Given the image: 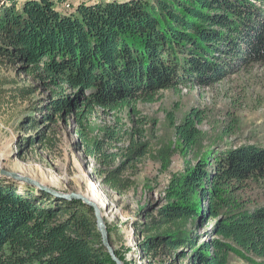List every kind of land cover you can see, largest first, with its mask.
Instances as JSON below:
<instances>
[{
	"label": "trees",
	"instance_id": "1",
	"mask_svg": "<svg viewBox=\"0 0 264 264\" xmlns=\"http://www.w3.org/2000/svg\"><path fill=\"white\" fill-rule=\"evenodd\" d=\"M17 63L58 88L47 105L53 113L81 121L95 106H129L137 113V103L156 101L162 89L207 84L264 63V0H110L83 3L69 15L53 0H8L0 4V66ZM63 84L80 93L72 99ZM5 86L0 73V105L5 95L26 99L34 92L26 84L8 92ZM169 119L191 151L203 112L193 109L180 123L171 113ZM120 135L109 129L103 138H86V147L102 166L96 171L103 182L123 193L133 184L121 177L124 164L142 160L150 144L132 127L122 154L106 150ZM118 156L127 161L113 168ZM213 158L212 168L207 158L190 163L166 203L140 209L143 220L133 225L145 264H232V255L264 264V192L252 195L264 189V145L231 147ZM210 221L202 240L198 231ZM108 230L120 260L136 264V249L127 246L121 227ZM167 253L174 255L166 259ZM0 264L117 263L102 244L90 206L46 191L19 194L0 183Z\"/></svg>",
	"mask_w": 264,
	"mask_h": 264
},
{
	"label": "rangeland",
	"instance_id": "2",
	"mask_svg": "<svg viewBox=\"0 0 264 264\" xmlns=\"http://www.w3.org/2000/svg\"><path fill=\"white\" fill-rule=\"evenodd\" d=\"M7 1L0 0V4ZM53 1L61 13L69 15L83 3L110 0ZM20 64L0 66L7 92L23 84L34 91L26 99L18 95L16 98L4 96L5 103L0 105V164L62 192H78L88 197L91 196L90 184H97L104 197L100 207L107 228L121 227L127 246L136 249V264H145L139 257L133 225L134 221L143 220L139 216L142 207L150 208L152 204L159 207L166 203L190 163L194 165L207 158L212 168L213 157L221 151L246 144L264 145V63L238 67L235 72L226 73L224 79L207 84L194 82L177 89H162L156 101L137 103V113L129 106L121 110L95 106L83 121L75 114L53 113L47 105L58 88L41 76L28 75ZM62 87L72 99L80 93L67 84ZM193 109L203 112L204 120L199 125L198 143L188 152L177 139L169 113L174 115L176 123H180ZM141 118L143 122H140ZM132 127L142 129L144 136L140 140L149 142V152L140 161L124 164L128 169L121 177L130 179L133 184L119 193L97 174V167L102 166L88 154L86 138H103L109 129H118L121 141L108 140L106 150L122 154L121 149L130 139ZM123 161L127 160L118 156L112 167L119 168ZM0 183L14 187L19 194L37 195L39 191H46L5 176H0ZM263 190L262 187L254 188L252 195L263 197ZM202 206L205 208V201ZM214 223L210 221L200 227L198 232L202 238ZM205 238L207 236L202 240ZM173 255L167 253L164 258ZM231 259L232 264H248L237 255H232ZM186 263L187 259L180 260V264Z\"/></svg>",
	"mask_w": 264,
	"mask_h": 264
},
{
	"label": "water",
	"instance_id": "3",
	"mask_svg": "<svg viewBox=\"0 0 264 264\" xmlns=\"http://www.w3.org/2000/svg\"><path fill=\"white\" fill-rule=\"evenodd\" d=\"M0 176H5L8 178H11L15 181H18L19 183H22V184L37 186V187H39L43 190H46V191H48V192H50L56 196L66 198L68 200H81L83 203L90 206L94 210L97 227H98V230H99L101 237H102V244L107 249V251L109 252L111 257L116 261L117 264H124V262H122L120 260V258L116 255L115 247L113 246V244L111 242L110 233H109V230H108L107 225L105 223V220L103 218L102 208L99 206V204H97L96 202H94L93 200L88 198L86 195H83L81 193H78V192H62V191H58L54 188L48 187L42 181H39L30 175H27V174H24L21 172H17V171L9 170L7 168H4L1 164H0Z\"/></svg>",
	"mask_w": 264,
	"mask_h": 264
},
{
	"label": "bare ground",
	"instance_id": "4",
	"mask_svg": "<svg viewBox=\"0 0 264 264\" xmlns=\"http://www.w3.org/2000/svg\"><path fill=\"white\" fill-rule=\"evenodd\" d=\"M90 195L88 196V198H90L91 200H93L94 202H96L97 204L100 205V203H102V191L99 189V186L95 183H91L90 184ZM104 198V197H103ZM104 218V217H103Z\"/></svg>",
	"mask_w": 264,
	"mask_h": 264
}]
</instances>
